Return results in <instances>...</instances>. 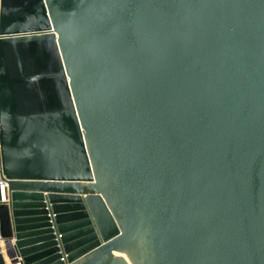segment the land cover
<instances>
[{
    "label": "water",
    "instance_id": "water-1",
    "mask_svg": "<svg viewBox=\"0 0 264 264\" xmlns=\"http://www.w3.org/2000/svg\"><path fill=\"white\" fill-rule=\"evenodd\" d=\"M0 243L264 264V0H0Z\"/></svg>",
    "mask_w": 264,
    "mask_h": 264
},
{
    "label": "bare ground",
    "instance_id": "bare-ground-1",
    "mask_svg": "<svg viewBox=\"0 0 264 264\" xmlns=\"http://www.w3.org/2000/svg\"><path fill=\"white\" fill-rule=\"evenodd\" d=\"M0 248H1V251H3V244L0 243ZM12 254V252H10ZM7 262H5L4 264H10V260L7 258ZM13 264H15V262H13Z\"/></svg>",
    "mask_w": 264,
    "mask_h": 264
},
{
    "label": "crops",
    "instance_id": "crops-1",
    "mask_svg": "<svg viewBox=\"0 0 264 264\" xmlns=\"http://www.w3.org/2000/svg\"><path fill=\"white\" fill-rule=\"evenodd\" d=\"M1 254L3 256V260H4V263L7 262V258H6V255L4 254V247H3V251H1Z\"/></svg>",
    "mask_w": 264,
    "mask_h": 264
},
{
    "label": "built area",
    "instance_id": "built-area-1",
    "mask_svg": "<svg viewBox=\"0 0 264 264\" xmlns=\"http://www.w3.org/2000/svg\"><path fill=\"white\" fill-rule=\"evenodd\" d=\"M15 264H20L18 260H15Z\"/></svg>",
    "mask_w": 264,
    "mask_h": 264
}]
</instances>
